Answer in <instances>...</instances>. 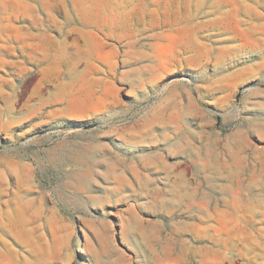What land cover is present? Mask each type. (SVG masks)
<instances>
[{
	"label": "rangeland",
	"instance_id": "374dc122",
	"mask_svg": "<svg viewBox=\"0 0 264 264\" xmlns=\"http://www.w3.org/2000/svg\"><path fill=\"white\" fill-rule=\"evenodd\" d=\"M0 264H264V0H0Z\"/></svg>",
	"mask_w": 264,
	"mask_h": 264
}]
</instances>
